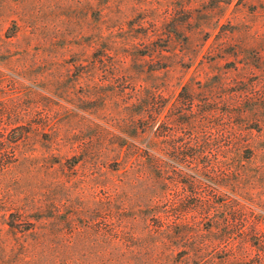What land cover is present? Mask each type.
Instances as JSON below:
<instances>
[{
	"label": "rangeland",
	"instance_id": "374dc122",
	"mask_svg": "<svg viewBox=\"0 0 264 264\" xmlns=\"http://www.w3.org/2000/svg\"><path fill=\"white\" fill-rule=\"evenodd\" d=\"M38 206L155 264H264V0H0V218Z\"/></svg>",
	"mask_w": 264,
	"mask_h": 264
},
{
	"label": "trees",
	"instance_id": "16d2710c",
	"mask_svg": "<svg viewBox=\"0 0 264 264\" xmlns=\"http://www.w3.org/2000/svg\"><path fill=\"white\" fill-rule=\"evenodd\" d=\"M156 164V160L152 159L148 165L156 167ZM108 196L99 203L95 200L96 204L93 208H88V212H91V215L111 213V197L109 194ZM151 199L152 197L149 201ZM48 212L49 215L38 206L32 210L17 212L18 215L9 211L0 218L3 225L0 233L19 241L24 248H30L34 254L35 264H155L160 263L162 259L155 253L140 254V248L145 244H139V241H135L137 248L134 251L127 252V242L123 238L117 240L98 238L96 236L100 231L98 225L88 222L82 223L78 236L65 237L64 228L70 227L71 232L75 228L72 227V216L75 213L60 219L59 208L54 207ZM33 213L35 216L32 217ZM166 257L167 261L171 262V256ZM181 263L183 261L179 260L175 264Z\"/></svg>",
	"mask_w": 264,
	"mask_h": 264
}]
</instances>
